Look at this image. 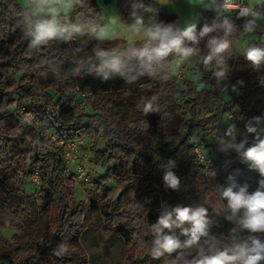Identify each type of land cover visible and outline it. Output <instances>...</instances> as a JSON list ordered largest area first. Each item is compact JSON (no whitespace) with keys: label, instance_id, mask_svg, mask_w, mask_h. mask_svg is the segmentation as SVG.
Returning a JSON list of instances; mask_svg holds the SVG:
<instances>
[{"label":"trees","instance_id":"obj_1","mask_svg":"<svg viewBox=\"0 0 264 264\" xmlns=\"http://www.w3.org/2000/svg\"><path fill=\"white\" fill-rule=\"evenodd\" d=\"M118 1L120 20L131 23L133 3L151 5L157 0ZM221 2L216 0V5ZM214 8L197 25V32L204 24L222 25L227 16L233 24L228 37L233 45L252 17ZM29 11L18 0H0V212H8L9 229L20 230L8 240L0 237V264H88L80 246L86 216L98 218L104 232L112 231L122 240L127 247L124 264H167V252L160 259L151 256L156 239L152 226L161 215L171 213V226H161L159 235L169 231L192 235L193 225L176 219L178 206L208 209L206 235L194 245V258L198 249L211 254L242 243L238 235L219 226L217 195L193 149L202 143L205 156L214 161L219 173V188L232 186L239 160L237 142L246 152L264 140V64L241 70L240 59L226 52L223 64L214 59L205 65L208 41L224 36V29L217 27L198 44L189 45L198 51L186 61L190 71L201 75V85L192 79L181 82L170 73L167 79H156L181 60L174 56L147 68L135 58L122 56L121 71L116 72L110 67L111 58H98L96 50L122 52L142 41L96 40L91 27L103 26L96 0H71L68 15L60 20L82 26L67 41L46 39L33 44V37L25 35ZM159 18L177 27L175 15L160 13ZM252 27L255 45L264 46V31L255 24ZM52 70L63 77L45 79ZM153 70L156 75H148ZM131 76L136 80L126 82ZM81 92L91 95L85 100L88 111L74 108ZM153 96L158 110L145 114L143 104ZM23 106L33 113L36 124H28L19 113L13 117ZM223 118L232 121L234 130L223 124ZM249 125L255 131H248ZM233 131L236 139L231 138ZM52 136L66 142L91 140L93 163L104 173L86 192V203L76 200L74 183L66 173L64 147L53 142ZM209 140L214 143L210 145ZM98 141L104 143L101 150ZM244 161L258 188L264 175L252 161L245 157ZM169 170L180 178L178 190L163 180ZM34 174L38 189L27 194ZM39 216L47 218L43 231L31 229ZM60 245L67 251L58 256Z\"/></svg>","mask_w":264,"mask_h":264},{"label":"clouds","instance_id":"obj_2","mask_svg":"<svg viewBox=\"0 0 264 264\" xmlns=\"http://www.w3.org/2000/svg\"><path fill=\"white\" fill-rule=\"evenodd\" d=\"M198 2L205 8L215 6L214 10L221 13L239 9L238 17L253 16L250 8L237 3V0H222V3L216 5V0H210V4L204 5V0ZM71 0H33L28 6L30 11L26 16V20L30 23L25 29V35L33 37V44L43 40L63 39L70 40L72 33L81 31L77 25L62 24L60 17L62 15L61 7H68ZM133 11L131 16L133 22L128 25L130 32L141 35L143 37L139 46H131L122 52L106 51L97 49L95 55L98 58L110 57V67L113 71L120 72L121 57L127 56L135 58L142 68L150 67L153 63L160 65L167 62L169 56L179 57L181 60L190 59L194 54H197V49L189 46L190 44H198L200 39L216 30L217 27L224 29V36L214 37L208 41L207 47L209 52L203 57L202 62L207 65L214 59L218 63L223 64L224 54L231 47V40L228 38L233 32V24L227 17H223L222 25L213 23L211 26L204 24L199 32H197V24L188 23L183 28L176 27L174 23L165 24L157 22V9L150 5L141 3H133L131 5ZM143 9L144 12L152 13L148 22L138 10ZM114 22V21H113ZM255 24L253 18L245 26V33L252 32V25ZM67 33V35H64ZM91 33L98 41H104L109 38V29L106 26L94 25L91 27ZM244 58L250 62L252 67L259 68L264 64V46L252 45L244 52ZM131 71V69H129ZM141 72L139 75H143ZM148 75H156L155 71H148ZM223 75V72L217 73ZM168 78L167 75L164 76ZM107 79V76H105ZM126 82L132 83L136 80L135 76L125 79ZM157 100L156 96L148 99L143 104V112L145 114L157 111L158 106L154 107L153 101ZM231 131V129L229 130ZM248 131H255L251 126H248ZM243 147V145H240ZM243 156L253 162V166L258 168L260 173L264 175V140H259L254 146L248 148ZM232 177H229L231 180ZM163 180L167 187L178 190L180 186V178L171 170L164 174ZM259 187L247 194L246 187L241 188L239 192H234L232 186L226 189H219L221 198H227L228 207L232 211V216L227 217L231 220L240 211L243 210V216L239 220L240 225L247 229L250 233H264V180L259 181ZM176 219L180 224L189 222L193 225L192 239L188 241V246L196 245L199 237L206 235L205 228L207 224L206 217L208 209L205 207H197L193 210L190 207H176L174 209ZM172 214L167 213L158 218V223L152 226V230L156 233V239L151 247V256L153 259H160L165 252H171L179 247V241L174 236L159 235L161 226L170 227L173 222ZM233 232L235 229L232 230ZM67 251L66 246L60 245L56 251V255H63ZM264 262V242L256 236L249 235L243 243L234 244V246L224 248V250H216L211 254H205L202 249H198L196 257L191 261H185V264H261Z\"/></svg>","mask_w":264,"mask_h":264},{"label":"rangeland","instance_id":"obj_3","mask_svg":"<svg viewBox=\"0 0 264 264\" xmlns=\"http://www.w3.org/2000/svg\"><path fill=\"white\" fill-rule=\"evenodd\" d=\"M24 6H28L29 0H18ZM103 18V26L109 29V38L106 40L121 39L127 43H134L143 40L141 35H136L129 31L128 25L131 23H123L120 20L118 12V0H96ZM210 4V0H204V5ZM249 7L254 8L252 19H255V25L262 31H264V0H249ZM154 9H157L156 20L157 22H163L159 18L160 13L175 15L178 19L177 27L183 28L188 23H195L200 25L211 7L205 8L201 5L198 0H157L151 4ZM63 16H67L70 11V6L61 7L60 9ZM139 14L142 15L147 23L152 13L144 12L140 10ZM114 21V22H113ZM164 23V22H163ZM79 26H82L80 24ZM92 34V33H91ZM264 41V38L261 39ZM257 42V36H253L250 32L242 33L241 37L231 45L227 51V55L230 58L240 59L241 70L248 68L250 62L244 58L245 50L255 45ZM190 63L186 60H180L174 62L167 71L159 75L156 79L164 77L167 73L173 74L181 82L186 80H194L200 84L201 75L195 71H190ZM190 71V72H189ZM61 79L63 76L55 70L47 71L45 79L48 77ZM201 85V84H200ZM22 108H25L24 106ZM74 108L77 111H88L85 102L82 99L74 104ZM15 117V116H13ZM27 118V117H26ZM29 118V117H28ZM223 124L231 127L233 124L229 118H223ZM232 139L237 138V133L233 131L231 136ZM214 141L209 140V144H213ZM91 140L85 139L77 141L75 143V150L70 154L68 161L66 162V171L71 180L74 183L73 194L77 201H85V194L90 190L93 185L95 178L104 173L102 169L97 167L93 163V152L90 149ZM241 142H237L236 148L239 154V160L237 161L234 172L235 179L232 184V190L239 192L241 188L246 187L247 194L254 192L257 187L253 183L250 168L244 161L243 153L245 152L240 147ZM104 147V143L101 141L97 142V149L101 150ZM206 170V177L209 182L210 188L217 195L216 209L218 214V224L223 230H229V232L235 233L239 236L242 243L247 239L249 235L256 236L264 242V233H250L247 229H244L239 220L243 216V210H240L233 219L229 220L227 217L232 216V211L228 207L227 198H221L220 192L218 191V171L215 167V163L210 161L208 170ZM31 183L26 186V193L32 194L38 189V185L30 181ZM220 189V188H219ZM9 214L7 211L0 212V237L8 240L13 234L19 233L20 230H12L8 228ZM47 218L45 216L37 217L35 223L31 229L35 231H43L45 229ZM235 229L233 232L232 230ZM165 236H174L179 241V247L175 248L171 252H167L165 262L167 264H185V261H191L194 259L196 250L194 245L188 246V241L192 239V235L183 233L180 235L175 234L173 231H169ZM80 246L84 250L88 264H124V256L127 252V247L124 246L122 240L112 232H104L102 229V222L98 218H90L86 216V230L81 235Z\"/></svg>","mask_w":264,"mask_h":264},{"label":"built area","instance_id":"obj_4","mask_svg":"<svg viewBox=\"0 0 264 264\" xmlns=\"http://www.w3.org/2000/svg\"><path fill=\"white\" fill-rule=\"evenodd\" d=\"M31 2H33V0H29V3H31ZM237 3L241 4L242 6H245V7L250 8L249 5H248V0H237ZM250 10L253 12L254 11V8H252V9L250 8ZM235 12H239V9H234V10L227 11V12H224V13H235ZM76 91L78 92L79 90H76ZM79 96L81 97L83 103L85 102L86 98L91 97L90 94H88V93H82V92L79 94ZM18 113L19 114H22L24 116V120L28 124L32 125V124H36L37 123V121L34 118L33 113L31 111L27 110L26 108H21L20 110L14 112L13 115L16 116V114H18ZM51 140L53 142H55L57 145L64 147L65 161L67 162L70 154L76 148V146H75V143L76 142H66V141H63V140H57V138L54 137V136L51 137ZM193 152H194V154H195L198 162L199 163H202L204 165V169H207L208 170L209 163H210V161H213V160H211V159H209V158H207L205 156V153L203 151V144L200 143L199 145H196L194 147V149H193ZM205 172H206V170H205ZM66 173H67V171H66ZM31 180L33 182H35L37 185L39 184L38 183V178H37L36 174H34L31 177Z\"/></svg>","mask_w":264,"mask_h":264},{"label":"crops","instance_id":"obj_5","mask_svg":"<svg viewBox=\"0 0 264 264\" xmlns=\"http://www.w3.org/2000/svg\"><path fill=\"white\" fill-rule=\"evenodd\" d=\"M249 1V0H248ZM253 36H255L256 37V35H253Z\"/></svg>","mask_w":264,"mask_h":264},{"label":"water","instance_id":"obj_6","mask_svg":"<svg viewBox=\"0 0 264 264\" xmlns=\"http://www.w3.org/2000/svg\"><path fill=\"white\" fill-rule=\"evenodd\" d=\"M0 66H1V63H0Z\"/></svg>","mask_w":264,"mask_h":264}]
</instances>
